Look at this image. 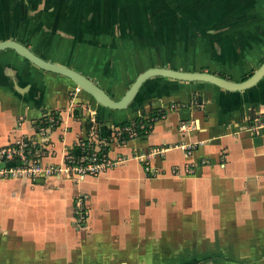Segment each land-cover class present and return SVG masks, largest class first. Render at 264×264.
Instances as JSON below:
<instances>
[{
	"label": "crops",
	"instance_id": "crops-1",
	"mask_svg": "<svg viewBox=\"0 0 264 264\" xmlns=\"http://www.w3.org/2000/svg\"><path fill=\"white\" fill-rule=\"evenodd\" d=\"M6 38L119 98L151 66L247 77L264 59V0H0ZM48 111L59 124L40 134ZM101 113L149 128L107 136L114 163L95 175L0 176V264H264V76L238 91L152 76L115 110L0 50V147L30 137L44 165L78 157Z\"/></svg>",
	"mask_w": 264,
	"mask_h": 264
},
{
	"label": "built area",
	"instance_id": "built-area-1",
	"mask_svg": "<svg viewBox=\"0 0 264 264\" xmlns=\"http://www.w3.org/2000/svg\"><path fill=\"white\" fill-rule=\"evenodd\" d=\"M79 90L75 87V91ZM96 116L90 115L88 120L94 125L93 131L86 139L79 141L82 153L75 157L70 152H66L63 158L57 164L44 165L41 163L40 148L37 143L30 137L18 139L16 142L9 143L0 147V176L14 175L15 173H25L28 175H35L43 171L46 174H53L55 172L63 173L66 176L79 179L85 175H95L104 167L114 163L108 157L106 150L102 149V143L107 138L99 132L100 124L96 122ZM143 115H138L130 118L127 124L110 125V134L108 135L114 139L124 140L125 138L137 135V129L145 128ZM59 124V115L55 111H48L40 118L37 123L36 129L40 134H44ZM189 124L182 123L180 128L185 129ZM189 145L183 144L182 147L186 149ZM191 147L187 149L190 152ZM8 162H16L14 167H9ZM145 171H150L151 167L148 161L144 162ZM75 213L77 219H81L86 213L85 197L82 194L76 196L74 201Z\"/></svg>",
	"mask_w": 264,
	"mask_h": 264
},
{
	"label": "water",
	"instance_id": "water-1",
	"mask_svg": "<svg viewBox=\"0 0 264 264\" xmlns=\"http://www.w3.org/2000/svg\"><path fill=\"white\" fill-rule=\"evenodd\" d=\"M12 49L37 67L68 77L75 87L88 93L96 102L110 109H125L137 95L142 83L152 76H164L182 81H204L230 91L250 88L264 76V59L241 80L230 79L204 70H181L165 66H151L140 72L119 98L109 95L101 86L78 70L57 61L46 60L33 52L27 45L12 38L0 40V50Z\"/></svg>",
	"mask_w": 264,
	"mask_h": 264
},
{
	"label": "trees",
	"instance_id": "trees-1",
	"mask_svg": "<svg viewBox=\"0 0 264 264\" xmlns=\"http://www.w3.org/2000/svg\"><path fill=\"white\" fill-rule=\"evenodd\" d=\"M86 94L88 96H90L88 93H86ZM90 98H92V97L90 96ZM92 100H93V98H92ZM104 108H106V107H104ZM149 114H150L149 116H156L157 115V113H155L154 111H151V110H150ZM102 116H103L102 113L101 114H98V115H96L95 119H96V122L98 124H100V127H99L100 128L99 129L100 134H102L103 136H106L107 137L110 134V127H109V125L107 126V125L103 124V122H102ZM129 120L130 119L126 118V119H123V120H120V121H114V123H112V124L113 125L127 124L129 122ZM144 123H145V128H147V126L149 124L148 121L144 119ZM144 131H145L144 129L138 128L137 129V135L146 133Z\"/></svg>",
	"mask_w": 264,
	"mask_h": 264
},
{
	"label": "rangeland",
	"instance_id": "rangeland-1",
	"mask_svg": "<svg viewBox=\"0 0 264 264\" xmlns=\"http://www.w3.org/2000/svg\"><path fill=\"white\" fill-rule=\"evenodd\" d=\"M139 114H140V113H139ZM141 115H143V113H141ZM143 117H146V118H145V120L149 118V116H148V115H143ZM89 122H90V121H89ZM90 123H91V122H90ZM91 124H92V123H91ZM62 175L64 176V174H63V173H62Z\"/></svg>",
	"mask_w": 264,
	"mask_h": 264
}]
</instances>
